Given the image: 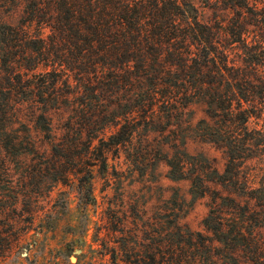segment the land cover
Masks as SVG:
<instances>
[{
  "label": "trees",
  "instance_id": "16d2710c",
  "mask_svg": "<svg viewBox=\"0 0 264 264\" xmlns=\"http://www.w3.org/2000/svg\"><path fill=\"white\" fill-rule=\"evenodd\" d=\"M217 4L235 12L230 21L208 23L193 0H0V144L6 151L36 149L27 136H10L12 117L27 103L41 104L33 117L46 131L52 128L47 112L74 111L65 123L70 137L88 138L68 139L71 148L80 142L91 148L95 139L103 144L109 137L130 151L150 144L153 132L175 133L182 126L176 118L190 104L206 106L207 118L198 127L206 140L225 148L224 171L196 162L177 138L166 143L174 152H164L161 160L169 179L191 181L193 199L211 192L210 181L232 189L212 196L204 219L213 241L224 246H208L201 232L183 229L180 206L170 229H152L147 221L150 229L140 243L135 234L128 235L131 243L122 237L126 264H254L250 253L242 259L248 237L235 214L242 207L235 196L249 188L244 209L251 211L249 201L264 192V184L248 185L251 179L242 171L249 159L264 156V127L249 125L252 118L264 120V14L249 0ZM18 7V20L8 21ZM96 151L106 166L107 150ZM128 161L139 167L142 160L131 152ZM219 198L230 207L229 217ZM168 217L161 216V223ZM208 247L220 255L199 254Z\"/></svg>",
  "mask_w": 264,
  "mask_h": 264
},
{
  "label": "rangeland",
  "instance_id": "374dc122",
  "mask_svg": "<svg viewBox=\"0 0 264 264\" xmlns=\"http://www.w3.org/2000/svg\"><path fill=\"white\" fill-rule=\"evenodd\" d=\"M193 1L208 23L216 24L218 17L228 22L235 15L230 9L219 10L222 7L217 4L219 0H210L209 4ZM249 3L257 4L264 14V0ZM20 13L18 7L6 19L16 22ZM233 49L237 51L236 46ZM38 107L41 104H24L9 123L12 138L27 136L36 149L22 145L6 151L0 144V264H126L122 237L135 234L134 240L140 243L146 239L145 230L150 229L147 221L153 224L152 229L160 230L162 226L170 229L180 206L178 222L183 229L201 232L208 237L205 239L208 246L212 242L224 246L213 241L215 236L204 226V219L212 206V196L227 195L232 189L210 181L211 192L193 199L191 181L169 179V167L161 160L165 153L172 155L173 145L166 143L177 138L181 143L184 141L185 150L196 157V162L224 171L228 158L225 148L206 140L198 127L199 121L207 118L203 102L192 103L183 110L176 118L182 126L175 133L153 132L150 144H136L132 151L128 146H115L109 137L103 144L95 139L91 148L86 147L81 143L88 138L86 128L82 129V136L70 137L73 133L65 123L74 116V111L69 107L47 112L52 128L43 130L40 127L44 125H38L33 117ZM249 125L263 128L264 120L252 118ZM115 129L109 127L106 135ZM68 139L81 142L71 148ZM98 146L107 150L106 166L96 156ZM131 152L139 154L141 166H130ZM203 156L209 161L205 162ZM242 171L251 179L248 185L260 187L264 184V156L249 159ZM248 189L235 196L242 202L235 214L248 237L242 241L245 246L242 259L250 253L251 257L254 255V264H264V192L255 194L257 198L249 201L253 208L245 211ZM218 201L223 203L229 217L228 204L221 198ZM164 214L169 217L161 223ZM200 253L210 258L213 254L220 255L219 249L210 247Z\"/></svg>",
  "mask_w": 264,
  "mask_h": 264
}]
</instances>
